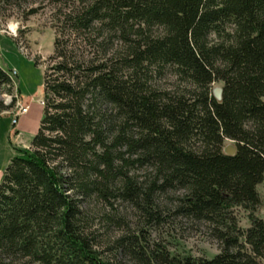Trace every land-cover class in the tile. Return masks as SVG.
Wrapping results in <instances>:
<instances>
[{
	"label": "trees",
	"instance_id": "1",
	"mask_svg": "<svg viewBox=\"0 0 264 264\" xmlns=\"http://www.w3.org/2000/svg\"><path fill=\"white\" fill-rule=\"evenodd\" d=\"M54 8L40 126L0 183V264H121L92 230L94 199L129 202L150 225L166 221L164 211L205 222L221 245L213 258L172 254L140 229L114 246L133 264H264V0ZM167 75L176 89L157 85ZM0 81L12 82L2 65ZM239 207L250 226L239 224Z\"/></svg>",
	"mask_w": 264,
	"mask_h": 264
},
{
	"label": "rangeland",
	"instance_id": "2",
	"mask_svg": "<svg viewBox=\"0 0 264 264\" xmlns=\"http://www.w3.org/2000/svg\"><path fill=\"white\" fill-rule=\"evenodd\" d=\"M15 1L11 5L2 4L0 8V65L9 71L12 78L11 83L0 81V106L7 107L0 111V183L16 149L28 148L39 129L43 116L44 71L54 51L56 37V0ZM38 6H42L38 13L24 16L26 8ZM156 83L165 89H176L178 84L173 75L158 79ZM222 85V82H217L213 87ZM19 102L30 107L13 125ZM230 146H234L233 142L227 141L225 150ZM258 190L262 202L256 215L264 218V182L258 186ZM179 194L180 191L176 195ZM160 202L162 207H170L171 198L169 195L162 196ZM86 209L93 222L92 230L102 243L100 249L104 256L117 258L121 264L133 263L123 253L117 255L114 249L116 240L129 232L138 234L140 229L146 231L152 246H165L172 254L213 258L221 250L220 242L212 236L209 225L202 221L171 218L164 211L167 220L150 225L136 208L122 200L114 201V209L103 200H89ZM236 211L239 224L242 227L250 226L248 211L242 207Z\"/></svg>",
	"mask_w": 264,
	"mask_h": 264
},
{
	"label": "built area",
	"instance_id": "3",
	"mask_svg": "<svg viewBox=\"0 0 264 264\" xmlns=\"http://www.w3.org/2000/svg\"><path fill=\"white\" fill-rule=\"evenodd\" d=\"M14 75L17 74L16 71L13 72ZM42 104H44V101H42ZM30 105L29 104H22L18 103L16 112L14 113V119H13V125H16L18 123V118L24 114H26L29 110Z\"/></svg>",
	"mask_w": 264,
	"mask_h": 264
},
{
	"label": "water",
	"instance_id": "4",
	"mask_svg": "<svg viewBox=\"0 0 264 264\" xmlns=\"http://www.w3.org/2000/svg\"><path fill=\"white\" fill-rule=\"evenodd\" d=\"M213 93H214V96L217 98V99H222L223 97V88L218 86V87H215L214 90H213ZM235 147L234 146H230L227 148L226 152L229 153V154H233L235 153Z\"/></svg>",
	"mask_w": 264,
	"mask_h": 264
},
{
	"label": "crops",
	"instance_id": "5",
	"mask_svg": "<svg viewBox=\"0 0 264 264\" xmlns=\"http://www.w3.org/2000/svg\"><path fill=\"white\" fill-rule=\"evenodd\" d=\"M44 97V96H43Z\"/></svg>",
	"mask_w": 264,
	"mask_h": 264
}]
</instances>
